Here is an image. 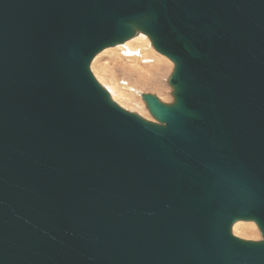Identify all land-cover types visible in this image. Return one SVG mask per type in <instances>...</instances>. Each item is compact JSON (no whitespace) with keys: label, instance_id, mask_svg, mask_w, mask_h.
Returning a JSON list of instances; mask_svg holds the SVG:
<instances>
[{"label":"water","instance_id":"obj_1","mask_svg":"<svg viewBox=\"0 0 264 264\" xmlns=\"http://www.w3.org/2000/svg\"><path fill=\"white\" fill-rule=\"evenodd\" d=\"M141 34L154 122L91 70ZM0 264H264V0H0Z\"/></svg>","mask_w":264,"mask_h":264},{"label":"rangeland","instance_id":"obj_2","mask_svg":"<svg viewBox=\"0 0 264 264\" xmlns=\"http://www.w3.org/2000/svg\"><path fill=\"white\" fill-rule=\"evenodd\" d=\"M151 48L149 39L141 34L124 45L103 51L92 62L91 70L120 107L154 122L142 95L152 94L164 104L172 103L173 90L168 81L174 66ZM233 233L245 240H261L254 223L239 222L234 226Z\"/></svg>","mask_w":264,"mask_h":264},{"label":"bare ground","instance_id":"obj_3","mask_svg":"<svg viewBox=\"0 0 264 264\" xmlns=\"http://www.w3.org/2000/svg\"><path fill=\"white\" fill-rule=\"evenodd\" d=\"M152 49V48H151ZM103 68H104V66H103ZM107 68V67H106ZM105 71H106V69H105ZM104 74V73H103ZM104 77V76H103ZM103 85V84H102ZM252 225H249V227H251ZM238 227V226H237ZM237 227H235V228H237ZM235 230V229H234Z\"/></svg>","mask_w":264,"mask_h":264}]
</instances>
